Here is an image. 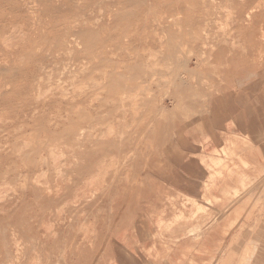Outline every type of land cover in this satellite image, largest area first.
Listing matches in <instances>:
<instances>
[{
  "label": "bare ground",
  "instance_id": "1",
  "mask_svg": "<svg viewBox=\"0 0 264 264\" xmlns=\"http://www.w3.org/2000/svg\"><path fill=\"white\" fill-rule=\"evenodd\" d=\"M0 1L7 6L8 13L10 14L9 17L0 16V57L3 59L0 63V76H4L6 79V82H4L3 78L0 79V105L5 97L15 91L16 87L14 83L17 81L19 75L22 74L26 68L31 67L32 70L27 77V87L24 86L25 90L18 92V94L23 97L24 104L15 118V122L21 124L24 134H26L27 131H29V133L31 131V134L28 137H22L21 143L14 141V143H16H13V147L15 149H22L20 152L22 157L31 164L32 170H30V172H28L23 178V182L25 181L26 183V186L24 187H26V192H30L35 200L40 203H51L52 200L62 201L72 198L73 200H76L75 203L82 205L83 198L93 199V197L96 198V195H98L101 197L97 200V202L102 207L106 201L105 198H109V196L113 194V191H116L114 198H123L125 193L124 191H128V189L123 188V183L125 181L128 182L130 178L133 180V177H131L132 174L130 175L127 173L123 177V174L120 173L118 169H116V171L114 170L115 172L104 171L106 166L103 167V165L99 163L103 156L109 153L120 154L131 151L139 158L141 166L146 167L145 176L143 174L144 177L141 176L137 180L142 182L143 186L152 187V192L146 195L147 198L145 199L147 203H152V206H150L151 209L156 211L159 207L161 208V211L164 210L166 214L167 211L172 209L171 206L176 205L177 207V204H179L178 199L182 198L181 196L178 195L177 197L179 198H177L174 195V197L170 198V194H168L169 196L167 197H169L170 200L168 203H164L165 197L163 198L162 193H159L158 188L156 187L157 183L162 185L163 181H166L167 177L162 176L164 174V170L168 168L167 165L170 164H167V160L170 159L169 157L171 156L168 155V153H170L169 150H167L166 154L163 156L161 155L160 149H158V146H161L159 143L161 142L163 144L162 140H164V138L168 141L169 136L171 135L172 137L173 135L172 132V134H170L168 124L163 122V120H166L167 115L169 114H167V112L170 110L166 111L165 108L160 107L157 100L152 97L154 93L151 91L152 95L150 96L149 94L151 93L148 92V94L146 91L150 90L151 87L155 85L158 86L159 83H161L162 85L169 84L168 86L170 87L175 85L179 86L178 88L180 89L175 97H177L178 101H181L182 103L183 101H189L192 103L193 99L199 96L197 94V89L202 88L200 80H204L201 79L204 78V73L201 72L202 67L200 68V65H197L199 63L197 61L198 63L194 66H198L200 71H197L194 68V72L191 69L187 71V67L189 66L188 64H190L189 60L195 57L188 58L189 55H192V52L189 51L191 54L187 52L189 55H186L187 58L184 57L185 59H188L187 64L185 61H182L181 63L180 58H177L179 56L177 54L180 52L182 48L181 46H183L182 49L184 51L188 50H185L187 47H184V45L186 46V41L183 39L184 36H187L190 41L197 42L201 40L203 34L201 30L206 24L205 21H207V24L209 23L211 25V22L216 20L215 17L216 13H218V9L220 10L219 14H222L224 11H221L228 8L227 10H232L231 14L234 12L235 14L233 15H236L235 24L238 26L237 32L239 33L236 37L239 36V39H233L235 42L232 41L231 44L228 43L227 45L229 46L230 44L231 48H234L237 44L238 48L233 49H236L237 52H235V54H231L232 56L229 55L230 58L227 56L229 61L224 65L229 67L230 64L235 62L231 69H235L237 67L242 70L243 77L240 74L238 76L243 79L241 80V78H238L234 81V78L237 77V73L234 74V71L231 70L228 77L225 74V78H223L225 80L221 82L222 80L218 77L219 75L212 72L216 77H218L217 79L219 82H221L212 85L213 89L217 92L212 94L208 93L207 95L204 94L207 99V105L203 106V104L199 103V106L195 107L190 104L189 109H187V116L183 113L179 114L180 116H183L182 119L179 121L177 120L178 127H176L177 130L173 132L177 134L180 145L176 146L172 144V146L169 147L167 142L164 150L183 149V147L187 149L189 148V143L186 141V134L189 129L182 124L186 117H196L195 119L202 121L212 119L213 123H217L215 121L219 120L221 117L219 111L214 110V104H220L224 101H228L229 99L234 100V94L242 91L247 92L248 97H250L252 95L253 87L258 88L264 84V66L258 68V66H261L264 63V60L262 61V56L264 57V54H262V46L257 44L258 42L256 43V37H258V39H260V37L264 38L263 0H109L108 3H105V12L103 11L99 13V15L94 16L93 12L95 13V9L99 10V8L101 9L103 7L100 6L99 3H103L105 0ZM71 6L77 7L78 11L76 15L67 16L65 14L60 16L62 10L69 9ZM90 8H92V10H89ZM227 10H225V12H227ZM225 12L223 14H225ZM90 13H92V15ZM227 14L224 15L225 18H232V15L229 16ZM217 16L221 17V15L219 16L218 14ZM232 19H230L231 23L235 21L234 19L232 21ZM215 25L216 29L220 30L217 32L222 34L223 32L221 30V26H223V24H220V28L217 27L219 24ZM227 26L228 25L223 26L224 31L225 27L230 28V26ZM206 27L208 28V26H205L203 29L205 33L207 31ZM176 28L180 30V32L178 31L179 33H177ZM215 32L216 30H214V35L216 34ZM232 32L233 31H231V34ZM229 33L228 35L230 36ZM210 34H208L209 36L207 37V40H209ZM216 36L218 37V35ZM225 36H227V34ZM214 38H212L213 42L216 39ZM229 38H231V36ZM218 39L220 40V38ZM225 41L227 43L228 40ZM217 42L219 43L220 41L217 40ZM213 45L214 44L211 46V50L214 51L216 49H213ZM201 47L204 48L205 45H202ZM222 53L223 51H221V55ZM203 55L204 54H202V56ZM192 56H195V54L193 53ZM199 56L201 57V54H199L198 57ZM175 57V69L173 70L191 72L188 77H191L196 81L191 82L190 80L192 79L189 78L190 80L188 79V81L182 82L183 77L180 79L181 81H179L181 76L177 78L178 74L176 75V73H180V71H173L175 74L171 71L172 73H170L173 74V76L169 75L172 77L169 79L167 78L169 66L174 63ZM227 57L225 58L227 59ZM202 58L204 57H201V59ZM201 59L198 58L200 61L204 60ZM251 62L255 63L256 66L252 65ZM208 65L210 67V64ZM219 65H221V63L218 64V66ZM218 66H213L215 67L213 70L216 68L218 69ZM172 68L170 67V70H172ZM199 68L197 69L199 70ZM206 76L208 78V74H206ZM166 78L168 80H166ZM203 83L204 82L202 81V84ZM165 85L164 87H166ZM158 88H160V85ZM195 88H197L196 92L194 91ZM158 91L160 90L158 89ZM158 91L156 90L157 93ZM163 94L164 93H162V95ZM199 98V100H201V97ZM243 99V102H246V99ZM160 100L163 103V99ZM181 102L179 104H181ZM160 105L162 106L163 104ZM257 105L259 107L258 110L255 109ZM262 105L264 107V89L261 93L260 103L255 101L253 102V105L251 104L248 107V113L252 119L250 127L257 126L261 120H264ZM183 117L185 118L183 119ZM10 118L11 117L8 115L0 114L1 132L9 129V125L12 124V122L6 121ZM175 119L176 118L173 119V122ZM188 120L190 121V119ZM189 128L191 127L189 126ZM40 134L44 135L43 140H38V136ZM67 147H69L70 150L78 149L77 151L82 154L81 157L87 160L84 164L77 163L74 167L71 166L72 173H75V176L68 173L67 175L69 177L72 179H82L84 177L82 175L90 172L93 181L96 180L95 182H97L98 180L97 186H99L103 181L102 188L98 189L97 187L94 190H91V185H95V183L90 182L91 178L88 177V179H90L89 182L91 183L90 186H88L89 189L91 187L90 193L91 195L92 193L95 194L93 197H87L88 192L86 190L84 191L81 186L79 187V184H77L75 180L72 185H65L62 181H59L60 183L56 185L53 191L51 190L50 192L46 191L48 187L47 189H41L43 187L38 184L39 182L37 184L41 187L33 184V182H30L34 179L32 178L35 174L34 172L39 171L36 156L41 149H49L48 152L52 155L54 152L53 149H55L54 153H58L59 151L56 152V150L59 149L56 148H60L61 150L66 149ZM23 149L30 150L23 151ZM50 149L52 153L50 152ZM141 149L147 150L142 152ZM224 152H226V150H223L221 155L222 157L224 156ZM229 152L231 153L230 150ZM18 154L19 153H17V156ZM142 154L143 156L141 157ZM55 156H58V158L60 157L58 154L53 157ZM53 157L51 156L50 158L54 159ZM62 158L66 157H60V159H58L60 160V163ZM135 158L136 157H134V159ZM145 158L147 159L146 163L144 161ZM20 159L22 158L20 157ZM57 159L55 158V160ZM55 160L52 162L56 163ZM46 161L48 163V159H46ZM124 162L126 161H122V163ZM95 164H97L96 168ZM119 164L120 163H118V165ZM63 165L56 168L58 169ZM125 165L128 166L129 164ZM54 166L56 165L53 164V167ZM46 167L48 169L49 165ZM133 167L134 165H132V169ZM56 168L55 173H58L56 172ZM134 170H137V168H134ZM61 171L62 169L60 170V173ZM15 174L16 173L14 172L11 173L6 170L0 171V180H8L10 175L13 176ZM47 175H45V178L48 177ZM64 175L66 174L64 173ZM136 177L137 174L135 173V180ZM248 177L249 183L253 185L259 180V177L256 180L251 179V175H248ZM60 180L62 179L60 178ZM212 183L214 184L213 181ZM106 184L107 187H105ZM251 187L254 186L251 185ZM164 192L165 194L167 193L166 191ZM52 194L53 196H51ZM25 196H27V194ZM188 198H190V196L185 198L187 202H189ZM90 199L84 202H90ZM222 200H219L220 202H216V204L214 203V205H220V207L224 209L229 201ZM189 203L194 204V201L191 199V202ZM135 204H137V202ZM65 207L67 206L65 205ZM61 208L63 209V207H60L59 209ZM193 208L196 209L197 212H207L209 206H199L196 208L195 204ZM139 209L140 206L133 205L130 209L124 212L123 215L119 216L115 225H112L108 229L105 235L106 250H109L110 248V233L113 229L123 225L124 223H131L132 218L138 214L137 212ZM64 212L66 213V211ZM84 213L86 215V212ZM196 216L197 215L193 213L191 215L181 213L179 214V217L176 215L171 220L162 221L161 219H163L164 216L160 215V226L159 231L155 236L156 239L162 242L165 240V232L174 231V228L180 226L181 222H191L198 217ZM53 227L50 228L53 230ZM28 237H30V235H28ZM24 238L25 237H23V239ZM75 238L72 239L73 243L75 242ZM73 243L72 245L75 244ZM70 249H72V247ZM164 251L165 248L158 245L157 248H155L154 253L159 255ZM5 254L7 257H11L12 252L7 248L5 249ZM109 256L110 255H108V258ZM61 257H63V254ZM154 258L156 263V261L161 259L162 256H154ZM167 260L168 259H166V263Z\"/></svg>",
  "mask_w": 264,
  "mask_h": 264
},
{
  "label": "rangeland",
  "instance_id": "2",
  "mask_svg": "<svg viewBox=\"0 0 264 264\" xmlns=\"http://www.w3.org/2000/svg\"><path fill=\"white\" fill-rule=\"evenodd\" d=\"M108 2H109V0L108 1L105 0L103 3H99V5L103 6V7L101 9L99 8V10L95 9V13L93 12V16L99 15V13H101L103 11L105 12V3H108ZM96 4H97V2H96ZM227 9L228 8H225L221 12H223V11L225 12V10H227ZM0 10H1L0 16H3V17H5V16L9 17L10 16V14L8 13L7 6L4 3H2V1H0ZM89 10H92V8H90ZM77 11H78L77 7L71 6V7H69V9L62 10V13L60 16H63L65 14L67 16L68 15L74 16L77 14ZM228 11L229 10H227V12ZM231 11H229L230 13L228 12V14H227V12H225V14H223L224 12L222 14H219L220 10L218 9L217 10L218 13H216V17H215V19L217 21L213 20L215 23L213 21L212 22L210 21L211 25L213 24L212 26L209 23L207 24V21H205L207 25L205 24L202 27L201 32L203 34H202V38L200 41H197V42L190 41V39L187 36H184L183 39H185L184 41H186L185 42L186 46L184 45V47H187L186 49L185 48L184 49L185 50L188 49V50L184 51L182 49L183 46H181L182 48H181L180 52L177 54L179 56L177 57V55H176L177 58H180L181 63H182V61H185V63L188 64V59H185L184 57H186V55L188 56L189 54H191V52H192V55H193V53L195 54V56H192V55L188 56V58H192V57H195V58H192L189 60L190 64H188L189 66L187 65L188 66L187 71H189V69H191L193 71V68L197 71H200V68L202 67L201 72L204 73L203 74L204 78H201V79H204L205 81L200 80V83L202 86V88H200L201 90L197 89L198 87L195 88V90H194L195 92L198 90L197 91V94L199 95V96H197L198 98L195 95L196 98L193 99L192 103H190L189 101L188 102L183 101V103L181 101H178V98L175 96L177 95V92L180 88H178L179 86H177V85L170 87V86H168L169 84H166V85L164 84L166 86V87H164V85L159 83L160 88H162L163 90L158 88L159 85L158 86L155 85V86L151 87L150 90L146 91L147 93L148 92L151 93V91L154 93L153 95H152V93L151 94L148 93V94L150 96L152 95V97L157 100V103L160 107L165 108L166 111L170 110L167 112V114L168 113L170 114V115L169 114L167 115L168 119L166 118V120H163V122L168 124V126L170 128V134L173 133V135H172V137H171V135L169 136L168 141H167V139L164 138V140H162L163 144L161 142L159 143V145H161V146H158L159 147L158 149H160L161 155H163V156H164V154H166L167 150H169V152H170V153H168V155H171V153H172L171 149L164 150V147L166 146L167 142L169 144V147H171L172 144H174L176 146L180 145L179 141H178L179 139H178L177 134H175V132H173V131L177 130L176 127H178V121L180 119H182L183 115L180 116L179 115L180 113H183L184 115H186V113L188 111L187 109H189L190 104L194 105L195 107L199 106V103L203 104V106L207 105V99H206V96H204V94L207 95L208 93L209 94L216 93L217 91L213 89L212 85L223 82L225 80V79H223V78H225L224 75L226 74L228 77L231 70L234 71V74L237 73V77L234 78V81L237 80L238 78L239 79L241 78L238 76L239 74L242 75V77H243V71L242 70H240L237 67L235 69H233V68L231 69L232 65L235 62L230 64V66H229L230 68L228 66L224 65L226 62L229 61L230 56H232L231 54H235V52H237L236 49L238 48V46L236 44L234 46V48H236V49L233 50L234 48L233 47L231 48V45H230L232 43L233 39L234 40L239 39L238 38L239 36L236 37V35H239V33L237 32L238 26L235 24V22H236L235 16L236 15H233V14H235L234 12L231 14ZM263 12H264V10H263ZM90 14L92 15V13H90ZM217 14L219 16L221 15V17H218ZM226 14L229 16L232 15V18L234 17L233 19L235 21H233V19L231 17L225 18L224 15H226ZM228 18L232 19L233 23H231L230 19H228ZM218 19H219V21H218ZM59 20H60V18H59ZM216 22H220V23H216ZM225 23H227V24H225ZM215 24H219L217 26L218 28H220L219 26H221L222 24H223V26L228 25L227 27L230 26V28L225 27V31H224L223 30L224 27L221 26V30L223 32L222 34H224V35H222V34H219V32H217L220 30L216 29ZM232 25H233V27H232ZM205 26H208V28H210L211 30L206 27L207 31L205 33V31H203ZM213 29L216 30L215 35H214ZM229 29H231V30H229ZM176 30H177V33L180 32V30H178L177 28H176ZM226 30L229 31L230 33L227 32ZM208 31H210V32H208ZM231 31H233L232 34H231ZM224 32L225 33L227 32L226 33L227 36H229L228 35V33H229L231 38H229L230 36L229 37L225 36L226 34ZM208 34H210L209 40H207L208 39L207 37L209 36ZM205 35H207V36H205ZM216 35H218V37ZM224 37H225V39H224ZM212 38L215 39L214 42H213ZM218 38H220V40ZM262 38L260 37V39H258V37H256V43L258 42L257 44L262 46L261 47L263 50L262 54H264V42H262V41H264V38L263 39ZM217 40L220 42L218 43ZM225 40H228L227 43ZM222 41L224 44L222 43ZM233 42H235V41H233ZM228 43H230L229 46L227 45ZM212 44H214L213 49H216L214 51L211 50ZM202 45L203 46L205 45V47H204L205 49L201 47ZM190 48H191V50H190ZM198 49H199V51H198ZM200 49H201V51H200ZM182 50L185 52V55H184V52ZM189 51H191V52H189ZM211 51H213V52H211ZM221 51H223L222 55H221ZM195 52H197V53H195ZM199 54H201V57H204V58H202V59H204L203 61L198 60V58L201 59L200 56L198 57ZM202 54H204L206 56H204V55L202 56ZM181 56H183V57H181ZM227 56H229V58ZM176 57L174 59V63L171 64L173 66V68L171 65L169 66L168 77H167L168 79L173 76V74H171V73L174 71L173 69H175L174 64L176 61ZM209 57L211 58V60ZM223 57H224V59H223ZM225 57H227V59ZM196 58H197V60H196ZM1 60H3V59L0 57V63L2 62ZM225 60H227V61H225ZM263 60H264V57L262 56V61ZM217 63L218 64L221 63V65H219L220 67L218 66ZM196 64L200 65V68L198 66L197 67L194 66ZM208 64H210V67ZM251 64L256 66L255 63H253V62H251ZM205 66H207V67H205ZM213 66H218V69H220V70H218L217 68H216L217 71H216V69L213 70V68H215ZM262 66H264V63L261 66H258V68H260ZM170 67L172 68V70H170ZM197 68H199V70ZM31 70H32V68L28 67L25 69V71L22 74L19 75L17 81L14 83V85L16 87V88L14 87L15 91L12 94H9V96L5 97V99L1 102V105H0V114L10 116L11 118L9 120H7L6 122H12V124L9 125V129L5 130L4 132L0 131V171L6 170V171H9L11 173H13V172L16 173L13 176L10 175L8 177V180H4V179L0 180V187H1L0 188V191H1L0 192V264H12V263L13 264H108L110 262V260L108 258V255H110V248H109V250L107 249L108 251L106 250V244H105L106 243V240H105L106 232L108 231V229L112 225L116 224L117 220L119 219V216L123 215V213L126 212L128 209H130L133 205L140 206V207L142 205H144L147 202L145 200L147 198L146 195H148L149 193L152 192V187L143 186L142 182L137 180L139 177L145 176L146 167L141 166L139 158L136 155H134V153L131 151H127L125 153H120V154L119 153H109V154L103 156V158L101 159L99 164H102L103 167L106 166L105 167L106 169L104 168L105 169L104 171L115 172L116 169H118L119 172L123 174V177L127 173H129L130 175L132 174L131 177H133V180L130 178V180L128 182L125 181L123 183L124 184L123 188L128 189V191H124L125 193H124L123 198H121V199L114 198L116 195V191H113L112 192L113 194L111 196H109V198H105L106 201L104 202V204L101 207V205H99V203L97 202V200L101 196L96 195V198H94L93 196L95 194L92 193V195H91L90 191L94 190L97 187H98V189L102 188L103 181L100 185L98 184L99 186H97L98 180H97V182H95L96 180L93 181V178H92L90 172L85 174V175H82V176H84L82 179H75V178L72 179L71 177H69L67 175L68 173H71L73 176H75V173H72V167L71 166L74 167V165L77 163L84 164L87 161L85 158L81 157L82 154H80L81 152L77 151L78 149L77 150L76 149L70 150L69 147H67L66 149L60 150V148H56V149H59V150H56V152L62 151L61 153H59V152L54 153L55 149H53L54 155L58 154L60 156L62 153L63 154L65 153L64 155L62 154L63 156L61 155L60 157H66L67 159L62 158L61 163H60V160H58V159H60V157L59 158H58V156L53 157L54 155L53 154L51 155L48 152L49 149H41L40 152H38V154L36 156V162H38L39 171L34 172L35 174L32 177L34 179H32L30 182H33V184H36V185H38V184L41 185L43 187L41 189H47V187H48V189L46 191L50 192L51 190L53 191V189H55L56 185H58L61 181L65 185H67V184L72 185L73 181L75 180L77 182V184H79V187L81 186L84 189V191L86 190L89 193L88 194L86 192L87 197L92 196L94 200L92 198L91 199L90 198H88V199L83 198V204L82 205L75 203L76 200L75 199L73 200L72 198L68 199V200H62V201L61 200H58V201L52 200L51 203H47V202H44V203L41 202L40 203L39 201L35 200V198L31 195L30 192H26V187H24V186H26V183H25V181L23 182L24 176H26V174L28 172H30V170H32L31 164L29 161L25 160L22 157V154L20 153L22 149H15L13 147V145L16 143V142L14 143V141H18V143H21L22 137L23 138L25 136L28 137L31 134V131H30V133H29V131H27L26 134H24V130L21 128V124H18L15 122V118L17 117V114L19 113V111L21 110V108L24 104L23 97H21L18 94V92L25 90L24 86H26V84H27V77L29 76ZM179 71H180V73H176V75L178 74L177 78L181 76L179 78V81H181L180 79L182 77H183L182 82L188 81V79L191 78V77H188V76H190L189 73H191V72H187V71L184 72L182 70H178V71L175 70L174 72H179ZM212 72L217 73L219 76L217 74L216 75L219 78H221L220 80H222V81L219 82V80L217 79L218 77H216L215 74ZM184 73H185V75H184ZM206 74H208V78H207ZM169 75H172V76H169ZM227 77H226V79H227ZM1 78H3L4 82H6V79L4 76H0V79ZM167 78H166V80H168ZM186 78H187V80H186ZM242 79L243 78H241V80ZM190 81L193 82L196 80L192 79ZM202 81L204 82L203 84H202ZM156 88H158L160 91H158V89H156ZM203 88H204V90H203ZM263 89H264V84L258 88L253 87L252 95L249 97V101L250 100L252 101L251 104H253V102H255V101H258L260 103L261 93H262ZM156 90L158 91V93L156 92ZM160 92H162L164 94L162 95V93H160ZM199 97H201V100L202 99L203 100L202 101L199 100L200 99ZM257 97H259V98H257ZM158 98L163 99V103ZM180 102H181V104H179ZM160 104H163V105L161 106ZM184 107H186V108H184ZM262 110L264 112V107L262 108ZM174 111H176V112H174ZM247 112H248V109H247ZM262 114L264 116V113H262ZM173 117L176 118L174 120V122H173V119H174ZM184 118L185 117H183V119ZM186 118H188V117H186ZM186 118L183 120L182 124L187 129H189V126L197 125L198 119H195L196 117H189L188 119H190V121ZM187 120L189 121V125H188ZM194 121L196 124L194 123ZM249 133L251 135V138L247 135H244L243 137H238V136L232 137L231 136L230 139L228 138V141L224 142V144L220 148V149H228V150H226V152H224L223 158L227 157L228 161L230 163H234L237 161L238 163L241 164L242 170L239 169L237 171V174H235L233 171L228 169L227 164H222L225 161V159L223 161V159H221L220 157L218 159L211 157L210 159H211V162H213L214 167L220 168V170L215 175L216 177L222 179L224 176H228V177L238 176L239 178H242L243 183H244V181H246L245 180L246 178H247V180H249L248 175L244 174L245 172H247V173L250 172L249 171V169H250L249 165L245 161L240 160L239 157L235 156L233 151L236 149H244L246 147H250V149H264V139L260 138L262 133H264V120H261V122L257 126L249 127ZM19 139H20V141H19ZM40 139L41 140L44 139L43 134H40L38 136V140H40ZM251 142H252V144H251ZM24 150L28 151L30 149H23V151ZM146 150L141 149L142 152H145ZM229 150L231 151V153L229 152ZM50 152H51V149H50ZM17 153H19L18 156H17ZM50 155L54 159H51ZM221 155H222V153H221ZM47 156H50V157H47ZM142 156H143V154L141 155V157ZM20 157L22 159H20ZM127 157H129V158H127ZM134 157H136V158L134 159ZM55 158L56 159L58 158V159L55 160ZM111 158H112L113 162H112ZM46 159H48V163H47ZM73 159H75V160H73ZM162 159H164V158H162ZM162 159H161V161H162ZM54 160L56 163L52 162ZM124 160L126 162L122 163V161H124ZM44 161H46V162H44ZM57 161H59V162H57ZM102 161H103V163H102ZM144 161L146 163L147 159L145 158ZM118 163H120V164L118 165ZM53 164L56 166L53 167ZM125 164H129V165L127 166ZM47 165H49L48 169L46 167ZM61 165H63V166L59 167L58 169L56 168V167L61 166ZM132 165H134L133 169H132ZM146 165H148V164H146ZM96 166H97V164H95V168H96ZM257 167L258 168H254V170H253V173H252L253 179L256 180L259 177L258 178L259 181H262V180H264V166L259 164V165H257ZM55 168L57 169L56 172H58V173H55ZM134 168H137V170H134ZM59 169L60 170L62 169L61 173H60ZM47 171L48 172L50 171V172L48 173ZM64 171H66V172H64ZM134 171L137 174L136 180H135ZM42 172L43 173L45 172L44 173L45 175L48 174L47 175L48 180H47V178H45V175ZM46 172H47V174H46ZM64 173L66 175H64ZM169 173H170V169L167 168L166 170H164V174L162 177L166 176L167 177L166 181L168 180L169 176H171V175H169ZM143 174H144V176H143ZM59 176L62 180H60ZM88 177L91 178V180L88 179ZM211 177H213V175H211ZM69 178H70V180H69ZM80 178H81V176H80ZM89 180H90V182L95 183V185L92 183L93 184V185H91L92 189L90 187L91 190L88 187L91 184L89 182ZM70 181H71V183H70ZM84 181H85V183H84ZM87 182L89 183V185ZM2 185H3L4 190L2 188ZM131 185H132V187H131ZM4 186H6V187H4ZM9 186H10V188H9ZM41 186H39V187H41ZM105 187H107V184L105 185ZM241 188L243 189V192L246 190L245 186H242ZM164 191H165V189L162 190V192H164ZM14 193H16V194H14ZM26 194H27V196H25ZM164 195H165V192H164ZM234 195L236 197L240 196V190L239 189L234 190ZM51 196H53V194ZM177 196H175V197H177ZM228 196L229 195H224V197H222V199H226V200H222L219 198L214 199L215 200L214 203L216 204V202H220L219 200L228 201V199H229ZM182 198L184 199V200H181L182 204L184 205V208L185 209L186 208L192 209V213L196 214V215H198L199 213H204L205 211L197 212V210L193 208L195 206V204H196V208L199 206L205 207L206 205H208L209 209H210V207L212 206V205L210 206V203H209L210 201L208 200L207 196L205 197L206 201L204 203H201L199 200L196 199V197L190 196L192 201H194V204L189 203V202H191L190 198H188L189 202L186 201V199H185L186 196L182 197ZM89 199H90V202H87V203L84 202V201H87ZM1 200H3V201H1ZM169 200H170L169 197H167V198L165 197L164 203H168ZM179 201H180V199H179ZM136 202H137V204H135ZM229 202H231V201H229ZM65 205L67 207H65ZM60 207H63V209L62 208L59 209ZM171 208H172L171 210H175L176 205L171 206ZM63 210L66 211V213ZM60 211H62V212H60ZM84 212H86V215ZM160 215L165 216L164 210L160 212ZM178 217H179V215H178ZM197 219L203 220L202 216L197 217L194 220H197ZM215 222H217V219L215 220ZM50 223H51V225H50ZM53 223H54V225H53ZM213 223L214 222H212V220H211L210 224L212 225ZM90 224H91V226H90ZM44 226H45V228H44ZM50 227H53V230ZM178 227H176L174 229L177 231ZM18 228H20V229H18ZM92 233H94V234H92ZM53 234L55 235V238H54ZM263 234L264 233H257V234H255L254 237L256 239H258L259 235H263ZM12 235H13V237H12ZM28 235H30V237H28ZM23 237H25V238L23 239ZM263 237H264V235H263ZM73 238H75V242H74L75 244L73 243V240H72ZM85 238H86V240H85ZM256 239H254V240L256 241ZM260 241L261 242L263 241L262 243H264V238ZM15 242H17V243H15ZM72 243L74 245H72ZM165 245H166V242H165V240H163L161 242V246H163L165 248V251L159 255H156L154 253L155 257L162 256L161 259H158L156 261V264H165L166 263V256L171 252V250H170L171 248H169L170 246L166 247ZM262 245L264 246V244H262ZM23 246H24V248H23ZM263 246L258 247L257 249L253 248L251 253H250V251L245 252L243 255V259H242V264H261V263L264 264V247ZM71 247H72V249H70ZM7 248L9 250H11V252H12L11 257H7L5 254V249H7ZM62 254H63V257H61ZM106 254H107V257H106ZM22 255H23V257H22ZM59 258H61V259H59ZM62 259H64V260H62ZM190 264H206V263L201 262V260H199V259L198 260L195 259V260L190 261ZM210 264H214V263L212 262Z\"/></svg>",
  "mask_w": 264,
  "mask_h": 264
},
{
  "label": "crops",
  "instance_id": "3",
  "mask_svg": "<svg viewBox=\"0 0 264 264\" xmlns=\"http://www.w3.org/2000/svg\"><path fill=\"white\" fill-rule=\"evenodd\" d=\"M234 97V100H228L229 103L224 101L213 105L214 110H218L221 117L215 121L217 123H213L212 119L198 120V127L190 126L186 134L189 148L172 150L170 159L167 160V164L170 163L167 166L171 176L167 181L163 183L161 181L162 185L159 183L156 185L163 198H167L170 191V197L193 196L204 203L207 196L210 206L212 205L207 212L197 215L202 216L203 220L183 221L177 231L165 232V246L171 248L166 264H190V261L194 259H199L206 264L212 262L242 264L245 252L251 253L253 248L257 249L264 244L260 241L264 238V234L259 235L258 239L254 237L257 233H264V180H258L253 185L247 178L243 183L242 178L238 176L218 178L215 175L220 168L214 167L210 159L211 157L217 159L220 157L223 161L225 159L222 164H227L228 169L235 174L239 169L242 170L240 163L237 161L230 163L227 157L221 156L223 150L227 149H220L232 135V137L247 135L251 138L249 127L252 119L247 109L252 101H249L247 92L243 91L235 93ZM243 98L246 102H243ZM258 108L257 105L255 109L258 110ZM260 138L264 139V133ZM233 152L249 165L250 172L244 174L251 175V179H253L254 168H258L259 164L264 166V149L246 147ZM242 186L246 187L244 192ZM163 188L166 192L168 191L165 195L161 192ZM236 189L240 190L238 197L234 195ZM224 195H229L228 201L231 202L222 209L220 205H214V199H222ZM179 199L176 209L167 211L162 221L171 220L181 213L192 214L191 209L185 210L181 201L184 199ZM150 206L152 203L146 202L140 207L138 214L132 218L131 223H124L125 225L116 227L110 233L108 264H156L154 250L161 245V242L155 236L159 231L161 208L158 207L156 211H153ZM216 219L217 222H215ZM211 220L214 222L212 225Z\"/></svg>",
  "mask_w": 264,
  "mask_h": 264
}]
</instances>
